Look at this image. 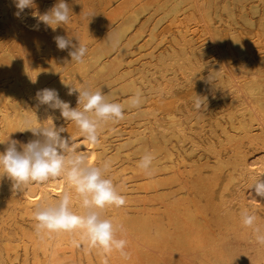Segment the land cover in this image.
I'll return each mask as SVG.
<instances>
[{
  "label": "bare ground",
  "instance_id": "bare-ground-1",
  "mask_svg": "<svg viewBox=\"0 0 264 264\" xmlns=\"http://www.w3.org/2000/svg\"><path fill=\"white\" fill-rule=\"evenodd\" d=\"M58 2L34 0L17 16L14 0H0V154L41 139L23 131L31 122L64 128L89 163L110 162L105 176L126 203L103 217L123 226L130 259L79 232L38 236L33 213L64 192L83 214L75 189L55 178L18 190L0 171V264H264V245L241 223L247 209L264 232V197L251 188L264 180V0H65L70 21L53 30L38 17ZM56 36L74 47L58 49ZM79 42L83 63L69 55ZM45 88L71 108L82 107L73 89L101 90L125 118L91 144L39 103ZM137 93L141 106L129 107ZM145 153L151 176L137 166Z\"/></svg>",
  "mask_w": 264,
  "mask_h": 264
},
{
  "label": "clouds",
  "instance_id": "clouds-1",
  "mask_svg": "<svg viewBox=\"0 0 264 264\" xmlns=\"http://www.w3.org/2000/svg\"><path fill=\"white\" fill-rule=\"evenodd\" d=\"M14 3L19 10L16 15L19 16L24 9L33 6L34 0H14ZM70 12L71 9L65 0H59L50 11L40 15L38 19L55 30L58 26L69 23ZM54 40L60 50L73 46L72 40L64 36H56ZM118 44L119 39L113 38V47ZM86 53L87 47L79 42V46L70 51L69 55L72 61L83 63ZM73 91H78L77 103L82 107L71 108L68 102L59 98L55 89L39 90L36 98L42 105L59 109L61 116L67 121L74 122L89 143L99 142V133L105 124L116 123L125 118L124 105L109 101L101 90L77 88ZM199 98L196 101L198 108L204 104V100ZM141 104L139 93L129 100V107H140ZM25 130L31 131L34 136L41 139L29 141L23 146L22 151L17 150V141H11L6 151L0 154V171L13 181V187L18 190L32 183L43 184L50 179L63 178L75 189L80 207L84 209L83 214L73 211L69 192H64L55 203H42L33 213L36 234L41 236L79 232L81 240L86 241L91 247L106 254L116 251L123 259H130V253L126 250L128 241L117 237L118 229H122L123 226L103 217L104 209L119 208L126 203L125 196L117 190L112 179L105 176L110 170V162H104L102 166L89 163L87 156L73 147L71 139L61 137L60 133L64 132L62 127L57 129L54 124L36 127L31 122H26L23 131ZM154 159L153 154L145 153L137 166L145 175L151 176L154 173ZM251 188H254L257 196L264 197V180L260 178L254 180ZM256 220V215L247 209L241 212L242 225L253 228L257 243L264 245V232L255 227ZM73 243L77 247L80 246L79 241Z\"/></svg>",
  "mask_w": 264,
  "mask_h": 264
}]
</instances>
